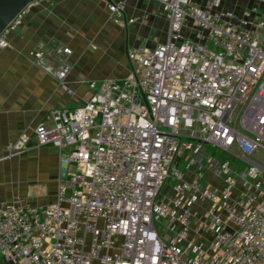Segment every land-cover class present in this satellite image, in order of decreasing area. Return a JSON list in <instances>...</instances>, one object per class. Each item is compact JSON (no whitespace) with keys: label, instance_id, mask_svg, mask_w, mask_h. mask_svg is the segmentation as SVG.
<instances>
[{"label":"built area","instance_id":"2783aa9c","mask_svg":"<svg viewBox=\"0 0 264 264\" xmlns=\"http://www.w3.org/2000/svg\"><path fill=\"white\" fill-rule=\"evenodd\" d=\"M36 0L0 34V52ZM168 40L131 47L122 81L92 83L74 110L34 131L59 151L56 203L0 205L6 264H264V0L238 12L224 0H157ZM111 20L129 27L121 4ZM53 67L61 84L70 49ZM32 137L5 147L21 155ZM215 149L226 156H215Z\"/></svg>","mask_w":264,"mask_h":264},{"label":"crops","instance_id":"0c3cea01","mask_svg":"<svg viewBox=\"0 0 264 264\" xmlns=\"http://www.w3.org/2000/svg\"><path fill=\"white\" fill-rule=\"evenodd\" d=\"M208 1L195 0L199 6ZM111 4L123 5L127 17L138 22L129 27L115 24ZM168 31L157 0H53L28 9L22 26L10 34L9 47L0 52V205L56 203L62 169L59 151L38 147L34 131L41 124L53 126V110L83 106L93 94L92 83L126 79L128 49H154L168 40ZM39 45L53 67L61 65L53 50L70 49L65 61L70 71L63 84L35 63L31 53ZM23 134L32 137L28 149L8 157L6 145Z\"/></svg>","mask_w":264,"mask_h":264},{"label":"water","instance_id":"95a60500","mask_svg":"<svg viewBox=\"0 0 264 264\" xmlns=\"http://www.w3.org/2000/svg\"><path fill=\"white\" fill-rule=\"evenodd\" d=\"M34 1L36 0H0V34Z\"/></svg>","mask_w":264,"mask_h":264},{"label":"rangeland","instance_id":"374dc122","mask_svg":"<svg viewBox=\"0 0 264 264\" xmlns=\"http://www.w3.org/2000/svg\"><path fill=\"white\" fill-rule=\"evenodd\" d=\"M226 2V8L230 9L233 8L235 10H239V9H245L248 6H250L251 4V0H225ZM212 151V154H215V156H226V158L228 157L226 154L221 153L220 151H216L215 149H209ZM228 159H230L228 157ZM231 160V159H230ZM233 162V160H231Z\"/></svg>","mask_w":264,"mask_h":264}]
</instances>
